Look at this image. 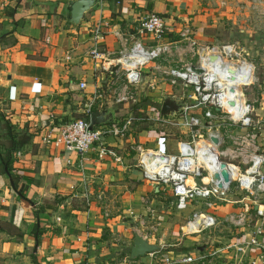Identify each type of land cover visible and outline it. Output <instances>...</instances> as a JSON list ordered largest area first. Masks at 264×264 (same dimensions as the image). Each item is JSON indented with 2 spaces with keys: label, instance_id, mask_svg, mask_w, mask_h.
<instances>
[{
  "label": "crops",
  "instance_id": "crops-1",
  "mask_svg": "<svg viewBox=\"0 0 264 264\" xmlns=\"http://www.w3.org/2000/svg\"><path fill=\"white\" fill-rule=\"evenodd\" d=\"M73 1L0 0V158L6 149L12 153V173L22 190L18 194L11 179L0 172V264H166L177 256H197L174 249L179 239L166 244L165 218L157 214L161 228L147 241L159 249L130 259L133 228L146 216L139 198L147 196L157 210L166 208L141 179L132 158L124 156L119 165L98 161L90 152L81 171L79 156L43 145L42 136L48 131L56 135L62 124L82 118L85 100L106 83L107 73L94 66L86 52L94 23L107 25L101 41L107 52L119 49L116 32H131L151 13L166 19L169 36L188 25L202 43L233 42L254 29L245 18L248 14L237 9L247 0H105L95 3L77 25L69 21ZM221 2L227 5L221 7ZM81 82L86 84L84 91L79 89ZM260 96L258 110L264 114V91ZM163 99L153 94L151 104L157 107ZM114 106L101 111L107 121L118 118ZM9 135L14 136L12 144L6 139ZM153 135L140 130L132 139L152 141ZM106 143L119 147L112 138ZM84 183L90 188L88 205L82 197ZM249 208L254 214L255 208ZM240 210L242 206L222 204L212 213L224 219ZM234 233L245 239L250 231ZM190 238L196 241L199 236ZM206 249L196 248L198 255H207L215 247ZM217 261L228 264L230 255Z\"/></svg>",
  "mask_w": 264,
  "mask_h": 264
},
{
  "label": "built area",
  "instance_id": "built-area-1",
  "mask_svg": "<svg viewBox=\"0 0 264 264\" xmlns=\"http://www.w3.org/2000/svg\"><path fill=\"white\" fill-rule=\"evenodd\" d=\"M104 1L96 0V4ZM226 5L221 2V7ZM237 9L264 32V0H247ZM106 27L104 22L94 23L86 51L94 66L107 73L105 85L85 100L82 119L62 124L56 135L48 131L42 136L43 145L79 156L81 171L90 152L98 161L119 165L124 156L131 157L141 179L168 210L194 209L180 226L182 237L217 227L220 223L212 213L217 205L243 207L222 222L235 231L249 230L248 238L236 235L207 255L177 256L166 264H217L228 254V264H264V114L255 113L257 100L245 99L247 88L257 84L258 60H264V55L261 59L258 53L250 56L240 41L202 43L188 25L169 36L166 19L152 13L142 17L131 32H116L119 49L107 52L101 46ZM78 86L86 89L84 82ZM153 94L180 98L184 106L174 116L162 117L160 105L151 104ZM108 104L135 106L136 110L92 126L91 114ZM139 127L153 133V140L132 139ZM213 135L220 137L219 145L211 142ZM107 138L119 142V147L109 146ZM89 191V184L84 183L82 197L87 205ZM234 194L239 198L230 199ZM97 199L101 201V194ZM139 202L146 216L139 217L133 232L147 240L158 233L161 222L150 198L142 195ZM249 207L255 208L254 214Z\"/></svg>",
  "mask_w": 264,
  "mask_h": 264
},
{
  "label": "rangeland",
  "instance_id": "rangeland-1",
  "mask_svg": "<svg viewBox=\"0 0 264 264\" xmlns=\"http://www.w3.org/2000/svg\"><path fill=\"white\" fill-rule=\"evenodd\" d=\"M233 37H235L237 34L234 32L232 33ZM238 39L243 45H245V49H247V52L250 56L254 57L256 56V52L258 53V56L263 57L264 55V32L258 31L257 28L254 27L252 31H249V33L242 35V38L237 37L234 38V40ZM224 41H227L224 40ZM233 41V40H232ZM264 91V60L261 59L258 60V79L257 84H255L253 87L247 88L245 92V99H247L249 102L257 100L256 107V114H260V110H258V102L261 98L260 93ZM259 117V116H258ZM238 195L234 194L231 196L230 199H238ZM155 209L157 211V214H161L165 219L163 220L166 225L164 227V230L167 232L166 244L176 243L175 240H178V245L174 248L179 252H187L188 250L194 253V255H198V252L196 250L197 247L203 248L204 250L207 248H218L222 247L225 244H228L230 241V236H236L234 233L235 230L227 225L224 224L221 220L217 219L219 221V225L215 228H212L206 232H203L202 234L198 235L199 238H196V241H193L190 237H180L179 235V227L182 226L185 222V219L189 217L188 215L194 210L192 207H189L187 210L182 212H177L174 210H168L164 207H159L157 210V206H155ZM190 241L191 243L188 244L187 242ZM155 245V244H153ZM173 249V248H171ZM206 249V250H207ZM219 260V259H218ZM221 261V260H220ZM223 260L222 262H224ZM217 264L218 261L216 262Z\"/></svg>",
  "mask_w": 264,
  "mask_h": 264
},
{
  "label": "water",
  "instance_id": "water-1",
  "mask_svg": "<svg viewBox=\"0 0 264 264\" xmlns=\"http://www.w3.org/2000/svg\"><path fill=\"white\" fill-rule=\"evenodd\" d=\"M96 3V0H76L70 4V23L77 25L84 20L86 12L90 10ZM197 74H201L199 70H192ZM184 106L183 100L173 96L164 97L160 105V114L162 117H172L178 113ZM91 124L92 126H99L106 123L108 116L105 112L96 111L91 114ZM210 140L215 145H219L220 137L213 135L210 137ZM224 168V166H222ZM222 177L227 181V172L222 171ZM159 248L156 245L150 244L147 240L143 239L141 236L135 234L133 238V245L130 250V259L137 257H142L146 254L156 252Z\"/></svg>",
  "mask_w": 264,
  "mask_h": 264
},
{
  "label": "trees",
  "instance_id": "trees-1",
  "mask_svg": "<svg viewBox=\"0 0 264 264\" xmlns=\"http://www.w3.org/2000/svg\"><path fill=\"white\" fill-rule=\"evenodd\" d=\"M113 108H114V111H115V115L118 118H122V117H124V116H126V115H128L130 113L135 112V110H136V107L135 106L124 107L122 105H118V106L115 105ZM82 118H80V119H82ZM142 129H143L142 127H139L138 132L140 130H142ZM9 133H10V131H8V134ZM12 137H14V136H12V135L10 136L9 135V137H6V139H8L9 142H10V140L12 139ZM24 139H26V138H24ZM11 144H12V140H11ZM13 161H14V158H13L12 153L9 152V150L6 149L5 150V154L3 156H1V158H0V172L2 174L7 175L11 179L10 181L13 182L14 189L18 192V194H21V191H22L21 188H17V182H18V181H16L17 178L12 173V167H11V165H12Z\"/></svg>",
  "mask_w": 264,
  "mask_h": 264
}]
</instances>
